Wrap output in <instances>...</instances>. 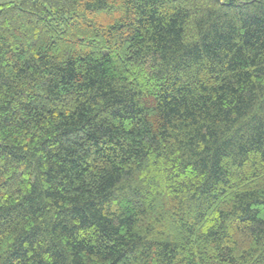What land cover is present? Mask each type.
I'll list each match as a JSON object with an SVG mask.
<instances>
[{
    "label": "trees",
    "instance_id": "trees-1",
    "mask_svg": "<svg viewBox=\"0 0 264 264\" xmlns=\"http://www.w3.org/2000/svg\"><path fill=\"white\" fill-rule=\"evenodd\" d=\"M0 264H264V0L0 4Z\"/></svg>",
    "mask_w": 264,
    "mask_h": 264
},
{
    "label": "rangeland",
    "instance_id": "rangeland-1",
    "mask_svg": "<svg viewBox=\"0 0 264 264\" xmlns=\"http://www.w3.org/2000/svg\"><path fill=\"white\" fill-rule=\"evenodd\" d=\"M8 1H11V0H0V4H2L4 2H8Z\"/></svg>",
    "mask_w": 264,
    "mask_h": 264
}]
</instances>
